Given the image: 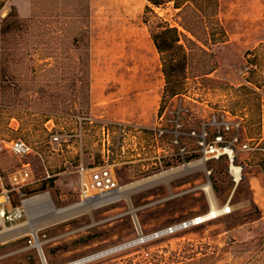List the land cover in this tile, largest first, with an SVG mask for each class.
I'll list each match as a JSON object with an SVG mask.
<instances>
[{
	"label": "rangeland",
	"instance_id": "rangeland-1",
	"mask_svg": "<svg viewBox=\"0 0 264 264\" xmlns=\"http://www.w3.org/2000/svg\"><path fill=\"white\" fill-rule=\"evenodd\" d=\"M54 1L6 0L0 27L11 8L23 20L50 12L74 14L68 0L58 8ZM85 4L83 12L90 16L88 97L83 81H78L83 48L76 49L70 38H54L58 24L51 17H40L45 21L40 30L47 31L41 37L11 32L3 41L0 34V139H22L40 155L18 158L5 153L0 158L14 172L26 162L28 168L68 169L52 177V185L46 184L44 190L38 182L25 192L26 201L42 195L47 201H25L23 219L0 228V264H69L140 239L81 264L137 263L168 258L173 252L180 256L174 262L167 260L169 264H244L249 254L242 253L243 242L260 238L264 245V83L254 87L255 94L236 88L247 84L245 51L264 43V0H218V19L227 40L197 44L210 54L203 57L215 60V69L199 74L203 58L194 55L183 94L161 104L170 118L180 106L185 133L181 141L197 157L190 162L176 158L164 168L139 160V135L123 139L111 128L108 135L102 129L113 123L109 119L125 111L133 116L137 110L132 124L156 126L157 119L148 125L146 111L157 100L159 112L164 79L142 22L146 0H85ZM155 12L172 22L170 6ZM222 114L240 122L243 137L251 139L250 151L235 153L234 166L241 167L239 181L230 175L227 160H202L191 135L202 125L209 129L211 118L220 120ZM55 133L61 135L60 144L50 143ZM97 166H107L116 182L115 194L99 205L94 204L99 196L81 198L75 172ZM19 200L14 195L13 202ZM195 217L206 219L156 236Z\"/></svg>",
	"mask_w": 264,
	"mask_h": 264
},
{
	"label": "trees",
	"instance_id": "trees-1",
	"mask_svg": "<svg viewBox=\"0 0 264 264\" xmlns=\"http://www.w3.org/2000/svg\"><path fill=\"white\" fill-rule=\"evenodd\" d=\"M5 1L0 0V10ZM61 1L55 0L54 7H61ZM68 1L73 7L71 8L75 11L74 14L72 12H50L41 16L32 15V17L23 20L19 19L17 12L14 8H11L2 21L0 34L2 40L7 38L6 35L11 32L41 37L47 31L43 33V30H40V24L45 22L40 21V17H51L53 22L58 24V27L54 28V38H70L71 44L75 45L76 49L83 48V51L79 52L78 57V81H83L82 88H84V94L88 97L90 16L89 12H83L87 11L88 5L85 4V0ZM166 6H170L174 11L172 22L161 18L155 12V8H164ZM218 7V0H146L142 13V22L146 26L149 37L158 54L164 79L160 105L165 98L183 94L190 59L194 55H199L203 58V63L197 68L199 74L205 76L215 69V60L203 57L210 56V54L197 44L201 43L203 46L216 45L223 44L227 40L226 31L218 19ZM189 46H193V48ZM244 58L246 62L244 67L248 73L247 79H245L247 84L239 86L236 90L255 94L254 87L259 88L264 83V43H260L252 50L245 51ZM163 109V105H161L158 116ZM195 157L197 156L190 154L186 156L185 162H190ZM224 159L226 161V158L216 161ZM52 182L51 178H47L45 182H42L39 189L44 190L46 184L51 186ZM30 189L31 186H26L21 189V193L24 195L25 192H31ZM32 191L34 190L32 189ZM240 246L245 248L242 253L247 250L249 254L248 261L244 264H264V245L261 244L260 238L243 242ZM178 256L180 255L173 252L171 257L168 258L163 256L152 257L151 260H141L137 263L125 260L122 264H169L167 260L174 262L173 260H176Z\"/></svg>",
	"mask_w": 264,
	"mask_h": 264
},
{
	"label": "built area",
	"instance_id": "built-area-1",
	"mask_svg": "<svg viewBox=\"0 0 264 264\" xmlns=\"http://www.w3.org/2000/svg\"><path fill=\"white\" fill-rule=\"evenodd\" d=\"M180 111L179 106L177 111H174L175 116L170 118L166 115L167 108H164L157 117L156 126L149 129L137 128V126L125 123L104 124L102 129L108 135L111 128L113 133L123 139L127 137L136 139V135H139L140 144L136 149V156L139 160L148 161L153 168H164L167 163L173 162L176 158L185 162L186 156L190 155L185 144L181 141V135H185V133L181 130L183 123L180 121ZM207 125L209 129L205 127L206 125H202L197 134L191 130V135L196 137V152L204 161L226 158L228 170L232 176L230 170L231 167H234L236 151H250L249 142L251 139L243 137L240 122H236L234 118L229 119L227 114H222L220 120L213 116ZM60 141L61 135L55 133L51 137L50 143L60 144ZM174 146L177 147L176 151L173 150ZM261 150L264 151V149ZM5 153L18 158L27 157L30 154L40 156L29 143L22 139H0V156ZM26 168L28 165L22 170L8 174L7 178L0 170V228L13 226L24 217V202L26 200L23 199L21 189L33 185L34 182L32 173ZM238 169L240 174L241 167L238 166ZM47 178H49L48 175ZM115 189L116 182L108 167L97 166L89 169V180L81 184L80 196L83 200L102 197ZM14 195L20 198L18 203L13 202ZM203 221V218L195 217L192 220L171 226L156 236L175 233L190 226L199 225Z\"/></svg>",
	"mask_w": 264,
	"mask_h": 264
},
{
	"label": "crops",
	"instance_id": "crops-1",
	"mask_svg": "<svg viewBox=\"0 0 264 264\" xmlns=\"http://www.w3.org/2000/svg\"><path fill=\"white\" fill-rule=\"evenodd\" d=\"M158 109H159V104H158L157 100L155 101L153 106L152 105L149 106L148 110L146 111V115H147V119H148V121H147L148 125H151L154 121H156V119L158 117ZM138 112L139 111L137 110L133 114V116H131L125 111L123 113V115H121L119 118L109 119L108 121H111L113 123H125V124L134 125L130 122V118H137L139 116ZM143 127H148V126H143ZM6 165H7V162L3 158H0V170H1L2 174L5 176V178H7L8 174L14 172V171H12L13 168H6L7 167ZM26 165H28V167H29L30 163L26 162V163L22 164V168H19L16 171L24 169V167ZM26 169H28L32 173L31 174L32 180H34L33 185H35L38 182H43V181L45 182L47 180V175L49 176V178H52L54 176L61 175V173H63V172L68 171V169H67L66 171L54 172L53 168H26ZM75 172L78 174V176H77L78 177V183H77L78 186L77 187L80 190L81 184L83 182H88V180H89V169L85 170L84 168H81V169L76 168ZM85 174H88V176H86Z\"/></svg>",
	"mask_w": 264,
	"mask_h": 264
},
{
	"label": "bare ground",
	"instance_id": "bare-ground-1",
	"mask_svg": "<svg viewBox=\"0 0 264 264\" xmlns=\"http://www.w3.org/2000/svg\"><path fill=\"white\" fill-rule=\"evenodd\" d=\"M230 172H231L233 178L235 179V181H239V176L240 175H239L238 167H235V166L231 167ZM113 194H115V191H112L110 194H108L106 196L99 197L96 201H94V204H98L99 205L100 203L108 201L111 198V196H113ZM42 200L47 201V196L46 195H42V196H39V197H37L35 199H32L31 201H26L25 203L39 202V201H42ZM215 214L216 213L210 212L209 216L215 217L216 216ZM203 219H206V218H203Z\"/></svg>",
	"mask_w": 264,
	"mask_h": 264
},
{
	"label": "water",
	"instance_id": "water-1",
	"mask_svg": "<svg viewBox=\"0 0 264 264\" xmlns=\"http://www.w3.org/2000/svg\"><path fill=\"white\" fill-rule=\"evenodd\" d=\"M142 240H143V239H140V240H138V241H135V242H132V243H128V244L123 245V246H120V247H118V248H115V249H112V250H109V251H106V252H103V253H100V254H97V255H94V256L88 257V258H84V259H81V260H77V261L72 262V263H69V264H79V263L81 264V263H84V262H86V261H90V259H93V258H95V257H98V256H101V255L107 254V253H109V252H112V251H115V250H118V249L124 248V247H126V246L132 245V244H134V243H136V242H139V241H142Z\"/></svg>",
	"mask_w": 264,
	"mask_h": 264
}]
</instances>
